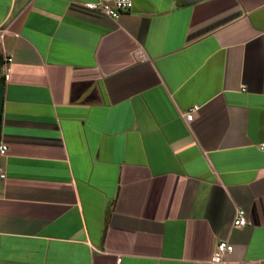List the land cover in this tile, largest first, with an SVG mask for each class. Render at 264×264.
<instances>
[{"label": "crops", "instance_id": "crops-1", "mask_svg": "<svg viewBox=\"0 0 264 264\" xmlns=\"http://www.w3.org/2000/svg\"><path fill=\"white\" fill-rule=\"evenodd\" d=\"M95 2L0 0V264H264V0Z\"/></svg>", "mask_w": 264, "mask_h": 264}, {"label": "built area", "instance_id": "built-area-1", "mask_svg": "<svg viewBox=\"0 0 264 264\" xmlns=\"http://www.w3.org/2000/svg\"><path fill=\"white\" fill-rule=\"evenodd\" d=\"M86 7L92 11H99L107 15L112 19H118L120 15L124 12L129 11L132 8V0H96L95 3L86 4ZM7 64L12 62L11 58H7ZM7 72L2 76L3 79H7ZM198 107H193L187 116L188 119H191V114L196 113ZM7 147L0 144V158H3L6 155ZM6 181V173L0 166V200L2 198V192L4 184ZM249 225L246 218V214L243 210L239 209L236 211L233 220V227L236 229H241ZM233 251V247L226 242H220L216 245L215 250L212 254L210 261L207 264H225V256L230 254ZM119 262V261H118Z\"/></svg>", "mask_w": 264, "mask_h": 264}, {"label": "water", "instance_id": "water-1", "mask_svg": "<svg viewBox=\"0 0 264 264\" xmlns=\"http://www.w3.org/2000/svg\"><path fill=\"white\" fill-rule=\"evenodd\" d=\"M196 1V0H194ZM3 80H0V126H1V108H2V91H3Z\"/></svg>", "mask_w": 264, "mask_h": 264}, {"label": "trees", "instance_id": "trees-1", "mask_svg": "<svg viewBox=\"0 0 264 264\" xmlns=\"http://www.w3.org/2000/svg\"><path fill=\"white\" fill-rule=\"evenodd\" d=\"M1 66H2V62L0 61V68H1ZM0 80H3L2 77H0ZM2 85H3V84H2Z\"/></svg>", "mask_w": 264, "mask_h": 264}]
</instances>
